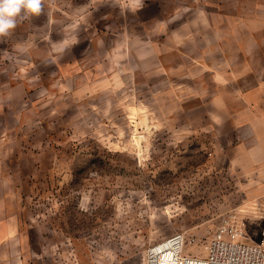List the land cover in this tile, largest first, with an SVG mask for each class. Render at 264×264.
Listing matches in <instances>:
<instances>
[{"label":"rangeland","instance_id":"374dc122","mask_svg":"<svg viewBox=\"0 0 264 264\" xmlns=\"http://www.w3.org/2000/svg\"><path fill=\"white\" fill-rule=\"evenodd\" d=\"M0 36V264H146L264 217V0H42Z\"/></svg>","mask_w":264,"mask_h":264},{"label":"built area","instance_id":"2783aa9c","mask_svg":"<svg viewBox=\"0 0 264 264\" xmlns=\"http://www.w3.org/2000/svg\"><path fill=\"white\" fill-rule=\"evenodd\" d=\"M146 258V264H264V217L258 243L244 241L240 225L225 223L193 253L187 252L186 236L174 233L151 245Z\"/></svg>","mask_w":264,"mask_h":264},{"label":"clouds","instance_id":"9594fccd","mask_svg":"<svg viewBox=\"0 0 264 264\" xmlns=\"http://www.w3.org/2000/svg\"><path fill=\"white\" fill-rule=\"evenodd\" d=\"M42 12V0H0V36L10 35L18 23Z\"/></svg>","mask_w":264,"mask_h":264}]
</instances>
